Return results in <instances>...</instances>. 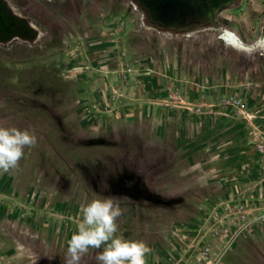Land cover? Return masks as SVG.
<instances>
[{
	"label": "rangeland",
	"instance_id": "obj_1",
	"mask_svg": "<svg viewBox=\"0 0 264 264\" xmlns=\"http://www.w3.org/2000/svg\"><path fill=\"white\" fill-rule=\"evenodd\" d=\"M4 1L35 31L0 40V126L37 143L0 171L22 212L0 264H66L80 206L101 197L146 264H264V55L219 34L256 41L264 0L192 36L148 30L131 0Z\"/></svg>",
	"mask_w": 264,
	"mask_h": 264
},
{
	"label": "clouds",
	"instance_id": "obj_2",
	"mask_svg": "<svg viewBox=\"0 0 264 264\" xmlns=\"http://www.w3.org/2000/svg\"><path fill=\"white\" fill-rule=\"evenodd\" d=\"M219 34L226 46L243 54L264 55V37L247 44L228 29H219ZM36 143L34 132L28 129L0 126V171L15 169L24 157L25 148L34 147ZM121 215V208L113 198H94L82 204L77 230L68 240L66 264H79L82 255L99 249L102 251L95 256L97 264H146V254L151 251L146 242L117 234V220Z\"/></svg>",
	"mask_w": 264,
	"mask_h": 264
},
{
	"label": "water",
	"instance_id": "obj_3",
	"mask_svg": "<svg viewBox=\"0 0 264 264\" xmlns=\"http://www.w3.org/2000/svg\"><path fill=\"white\" fill-rule=\"evenodd\" d=\"M144 13V24L183 34L198 28H217L216 16L237 0H131ZM21 32L30 35L21 21ZM264 25L262 27V30Z\"/></svg>",
	"mask_w": 264,
	"mask_h": 264
},
{
	"label": "crops",
	"instance_id": "obj_4",
	"mask_svg": "<svg viewBox=\"0 0 264 264\" xmlns=\"http://www.w3.org/2000/svg\"><path fill=\"white\" fill-rule=\"evenodd\" d=\"M18 199V196L16 197ZM11 197L8 196V190L6 186H0V252H19L18 245L15 244V240L11 238L10 234H7L6 225L12 216L13 219L18 220L21 212V208H16L11 205ZM11 205V206H10ZM23 207V205H21ZM14 208V211L11 210Z\"/></svg>",
	"mask_w": 264,
	"mask_h": 264
},
{
	"label": "flooded vegetation",
	"instance_id": "obj_5",
	"mask_svg": "<svg viewBox=\"0 0 264 264\" xmlns=\"http://www.w3.org/2000/svg\"><path fill=\"white\" fill-rule=\"evenodd\" d=\"M16 21H21L31 33L35 31L33 24L26 22L23 18L11 14L7 3L4 0H0V40L14 38L19 34L26 36V34L21 32L20 26Z\"/></svg>",
	"mask_w": 264,
	"mask_h": 264
},
{
	"label": "bare ground",
	"instance_id": "obj_6",
	"mask_svg": "<svg viewBox=\"0 0 264 264\" xmlns=\"http://www.w3.org/2000/svg\"><path fill=\"white\" fill-rule=\"evenodd\" d=\"M145 25H146V27H147L148 30L154 29L153 27H151V26H149V25H147V24H145ZM217 28H218V27H217ZM207 29H208V28H207ZM209 29H210V30H214V29H216V28L211 27V28H209ZM263 29H264V28H263ZM154 30H156V31H160V32H166V33H169V34H174V35H184V36H192V35H195L197 32L204 31V29H202V28H198V29H196V30H194V31H187V32H184L183 34H181V33L173 32V31H169V30H157V29H154ZM229 33H233V32L229 30ZM260 37H264V30L261 31ZM260 37H259V38H260ZM225 38H227V34L225 35ZM223 41H224V40H223Z\"/></svg>",
	"mask_w": 264,
	"mask_h": 264
}]
</instances>
